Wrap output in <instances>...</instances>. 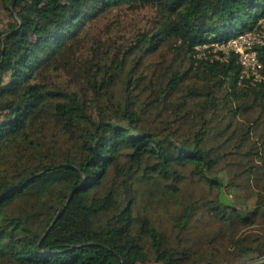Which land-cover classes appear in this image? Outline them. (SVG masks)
Segmentation results:
<instances>
[{"label": "trees", "instance_id": "obj_1", "mask_svg": "<svg viewBox=\"0 0 264 264\" xmlns=\"http://www.w3.org/2000/svg\"><path fill=\"white\" fill-rule=\"evenodd\" d=\"M11 2L0 264H264V80L213 52L258 26L264 0ZM121 10L128 28L81 44Z\"/></svg>", "mask_w": 264, "mask_h": 264}, {"label": "built area", "instance_id": "obj_2", "mask_svg": "<svg viewBox=\"0 0 264 264\" xmlns=\"http://www.w3.org/2000/svg\"><path fill=\"white\" fill-rule=\"evenodd\" d=\"M258 46H264V19H261L258 26L251 31L213 44V52L222 51L226 56L235 53L242 67V78L258 82L264 80L262 63L256 49Z\"/></svg>", "mask_w": 264, "mask_h": 264}, {"label": "rangeland", "instance_id": "obj_3", "mask_svg": "<svg viewBox=\"0 0 264 264\" xmlns=\"http://www.w3.org/2000/svg\"><path fill=\"white\" fill-rule=\"evenodd\" d=\"M123 22L125 23V25H126V27L128 28V26H127V21H126V12L124 11V10H121V11H115V12H113L112 14H110V15H108L107 16V18L105 19V20H103V21H101V22H99V24L97 25H90V27L86 30V32H85V37L87 36V38H86V41H84V42H82L81 44L82 45H84L85 44V46L86 45H88L89 44V37L92 35V33H89V31L90 30H92V32L94 31V32H96V31H100L101 29H105V28H108V30L109 29H111V33H115V31L117 30V28H119L120 27V25H122L123 24ZM113 29H115V31L113 30ZM113 37H115L114 35H113ZM58 128L57 127H53V126H51V127H49L48 128V130H47V140L49 141V142H51V141H56V140H58V137H59V133H58ZM264 134V127H263V129L258 133V134H254L253 135V137H254V139H257V138H259L260 137V135H263ZM263 138H264V135H263ZM231 161H234V162H240V161H242V158H239V159H234V160H231L230 159V162ZM232 169L234 170V171H236V170H239L238 168H236V166L234 167V166H232ZM255 187H256V185H255ZM257 188V187H256ZM214 195H216L217 194V191H214V193H213ZM228 197L229 198H231L232 199V196L231 195H228ZM241 211H243V212H245V210L244 209H242V208H239ZM245 214H246V212H245ZM263 222H259L257 225H255L256 226V229L257 228H259V229H261L262 228V226H261V224H262ZM152 264V263H151ZM154 264V263H153Z\"/></svg>", "mask_w": 264, "mask_h": 264}, {"label": "water", "instance_id": "obj_4", "mask_svg": "<svg viewBox=\"0 0 264 264\" xmlns=\"http://www.w3.org/2000/svg\"><path fill=\"white\" fill-rule=\"evenodd\" d=\"M13 1H14V0H12V2H11V8L13 7ZM72 195H73V192L69 195V197L67 198L65 204H64L63 207L60 209V211H59V213L57 214L56 218L53 220V222H52V224H51V226H50V229L52 228V226L57 222V220H58V219L60 218V216L62 215V213H63L64 209L66 208L68 202L70 201ZM220 202H221L222 204H224V205L229 206V207H232V208L235 207V206H234V203H233V201H232V199L228 197V195L225 193L224 189H222L221 192H220ZM240 212L242 213V215L245 216V212H243V211H241V210H240ZM50 229H49V230H50Z\"/></svg>", "mask_w": 264, "mask_h": 264}]
</instances>
